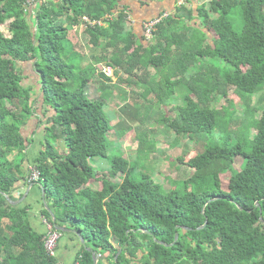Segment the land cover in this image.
Here are the masks:
<instances>
[{
	"label": "trees",
	"instance_id": "1",
	"mask_svg": "<svg viewBox=\"0 0 264 264\" xmlns=\"http://www.w3.org/2000/svg\"><path fill=\"white\" fill-rule=\"evenodd\" d=\"M36 1L31 20L27 0H0V24L9 20L8 35L0 29V264H61L33 227L30 204H13L4 195L20 199L16 183L27 171L28 144L22 127L36 113L38 98L44 112L52 111L42 149L30 162L45 191L40 213L52 222V212L57 225L78 230L86 243L73 234L81 247L69 264H93L87 247L97 251V264H115L119 249L118 264H264V107L258 118L247 108L249 118L241 123L247 126L249 150L228 140L207 142L201 152L188 150L177 160L193 174L172 180L168 190L145 172L133 176L134 167L122 155H114L101 174L90 160L106 156L111 146V121L103 109L109 95L90 97L87 86L97 76L112 79L100 71L102 65L82 64L67 31L84 16L102 19L103 25H85L89 44L104 41L105 64L122 70L121 80L134 85L148 107L150 94L167 106L183 87V104L171 107L175 116L165 114L161 122L196 142L217 128L221 111L211 102L224 97L228 108L234 104L229 87L246 102L264 87V0H177L144 20L167 12L150 35L143 22L142 36L129 25V5L120 0ZM233 12L241 20L239 29ZM63 51L77 62L67 61ZM203 57L220 58L225 65ZM22 62H31L34 86L23 84ZM138 136L139 151L152 148L144 144L146 132ZM236 156L239 169L233 168ZM221 172L231 173L226 186Z\"/></svg>",
	"mask_w": 264,
	"mask_h": 264
},
{
	"label": "rangeland",
	"instance_id": "2",
	"mask_svg": "<svg viewBox=\"0 0 264 264\" xmlns=\"http://www.w3.org/2000/svg\"><path fill=\"white\" fill-rule=\"evenodd\" d=\"M27 1L29 5L28 9L31 10V13L27 15L32 20L34 18L33 12H35L33 5L38 1ZM145 1L159 3L163 0ZM182 1L184 0H178L177 3H181ZM46 4H49V2H46ZM161 4L165 5L167 3ZM230 18L233 20L234 27L239 29L241 20L239 19L238 13L234 14L233 12ZM8 23L9 20L0 24V29L5 35H8ZM84 27V23L79 21L77 24L69 25L67 28L68 37L72 41L74 50L84 57L82 64L91 62L95 63L98 67H101L99 65L108 67L105 64V60L102 59L101 47L104 41L97 47L90 45L88 42V34L85 32ZM63 52L65 56L67 55L65 57L67 61L77 62L78 59L76 56H71L66 51ZM203 61L215 66L225 65L224 61L220 58L203 57ZM21 65L23 84L34 86L36 78L32 72L31 62H22ZM198 70L199 67L197 66L195 70L191 71V74H195ZM112 74L113 76H110L112 81L110 82H106L104 81L105 79L97 76L87 86V93L90 97L98 98L104 91H107L109 95L104 100L103 109L111 121L112 128L108 134L111 146L107 150L106 156H97L90 160L92 165L101 174L105 172L104 175H106L107 168L110 166L111 158L114 155H122L130 162L131 167H134L133 176L138 177L140 172H145L153 181L160 183L164 190H168L173 186L174 180L182 181L192 176L194 169L182 165L177 160L179 156L186 154L188 150L195 148L196 151L201 152L204 150L207 142L223 143L225 140H228L229 143H241L246 151L249 150V145L247 144V140L249 139L247 126L241 123L249 118L247 108L255 109L252 114L253 118L260 116L261 108L264 107V87L254 93L248 102L244 101L245 99L241 98L240 95L236 98L233 88L229 87L228 93L234 101V104L231 108H228L224 97H218L215 101H212L211 105L221 111V115L217 119V128L213 133L205 135L207 137V139H204L205 141L201 138L200 141L195 142V140L177 135L171 128L167 127L166 122H161L165 114L169 117L175 116L176 109L171 107H175L176 104H183L182 98L185 92L183 87L177 88L174 99H172L173 101L171 100L167 106L164 103L156 102L154 96L150 94L149 97L152 100V104L148 107V101L142 99L138 93L134 92L135 86L132 84L128 85L121 80L126 77L122 70H113ZM103 84L107 85L108 89ZM32 90L34 91V88ZM141 132H146L144 144L146 143L152 146V148L145 147L146 151L138 150V135ZM254 132L255 129L251 128L249 133L250 137ZM43 133H45V127L42 129L41 134ZM41 134L39 137H41ZM42 144H44V137ZM27 164L30 163H25L26 169ZM240 165L241 157L236 156L233 168L239 169ZM230 174V172L220 173L222 185H227ZM115 180L120 181L121 179L116 177ZM97 185V182L93 184L94 187ZM34 209L35 206L30 205V212H33ZM61 226L68 227L65 224Z\"/></svg>",
	"mask_w": 264,
	"mask_h": 264
},
{
	"label": "crops",
	"instance_id": "3",
	"mask_svg": "<svg viewBox=\"0 0 264 264\" xmlns=\"http://www.w3.org/2000/svg\"><path fill=\"white\" fill-rule=\"evenodd\" d=\"M175 2L176 0H163L159 3H153L149 1L146 2L145 0H120L121 5H129L131 16V24L129 25L138 36L143 35V28L141 24L144 22V20L156 16L162 10L173 8ZM161 3L167 4L163 5ZM37 91L38 89H36V92ZM35 94L36 93L33 92V96ZM34 108L36 109V113L29 119L28 123L22 127V133L28 140L27 147L23 151V157L26 158L25 163H30L33 158L39 154L40 149H42V139L44 137V133L41 134V132L42 129H44V127L47 125L48 119L52 114L51 110L44 112L45 109L42 108L41 100L39 98L36 100ZM40 134L41 137H39ZM59 145L63 149L62 141H59ZM24 175H27V171H24ZM25 176L24 179H21L16 183L18 190L15 191V196H19L21 194V198L23 195H25L21 203L35 206L34 211L29 213L31 216V223L38 232H42L44 234V216L40 213V209L42 208L43 204L41 200V189L37 185H33L28 191L30 184H27ZM80 247V242H78V238H76V236H73V234L69 232H61L60 238L57 242L55 257L61 264H69L79 253Z\"/></svg>",
	"mask_w": 264,
	"mask_h": 264
},
{
	"label": "built area",
	"instance_id": "4",
	"mask_svg": "<svg viewBox=\"0 0 264 264\" xmlns=\"http://www.w3.org/2000/svg\"><path fill=\"white\" fill-rule=\"evenodd\" d=\"M166 15H167V13H163L161 15V17H158L152 21L144 22V28H145L146 34L150 35V32H151V29L153 28V25H155L162 18V16H166ZM107 17H109V16L107 15ZM82 22L84 23V26L85 25L87 26V24H90V25H93V24L103 25V24H105L102 19L91 20L86 16L83 17ZM100 70L108 76H111V75L113 76L112 73H113L114 69L110 66H108V67L102 66ZM39 179H40V171L38 170L36 165H34L33 163L28 164L27 175H26L27 184H32L34 182H37V181H39ZM43 224L45 226V232L43 234L44 248L49 255L55 256L56 255L57 242L60 238L61 232L58 231L55 228L54 224L51 221H49L48 219H46L45 217H43ZM72 264H79V263L76 261V262H73Z\"/></svg>",
	"mask_w": 264,
	"mask_h": 264
},
{
	"label": "water",
	"instance_id": "5",
	"mask_svg": "<svg viewBox=\"0 0 264 264\" xmlns=\"http://www.w3.org/2000/svg\"><path fill=\"white\" fill-rule=\"evenodd\" d=\"M34 183H35V184H34ZM34 183L30 184V186H29V188H28V191H29V189H30L33 185H37V186H39L40 189H41V200H42V202L45 203V205H46V202H45V191H44V189L42 188L41 183H39V182H34ZM28 191H27V193H28ZM4 195H5V197H6L11 203H13V204H19V203H21L22 200H23L24 197H25V195H23L20 199H17V200H11L10 197H9L7 194H4ZM51 218H52V223L54 224L55 228H56L58 231H60V232H69V233H71V234H74V235H76V236L79 238L80 242H81L83 245L86 244L84 238L81 236V234H80V232H79L78 230H76V229H74V228H72V227H69V226H68V227H64V226H61V225H57L56 218L54 217V214H53L52 212H51ZM261 218H262V217H261ZM205 224H206V221H205V223H204L202 226H199V228L204 227ZM177 235H178V234H177V232H176V233H175V238H177ZM161 243H162V242H161ZM87 250L90 251V252L92 253L93 264H97V261H98V254H97V251L94 250L92 247H87ZM121 251H122V249H119L118 252H117V254H116L115 257H114L115 264H118V263H117V257H118V255L121 253Z\"/></svg>",
	"mask_w": 264,
	"mask_h": 264
}]
</instances>
